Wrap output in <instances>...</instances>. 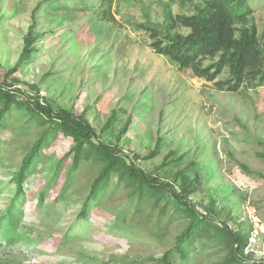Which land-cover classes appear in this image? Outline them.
I'll return each instance as SVG.
<instances>
[{
  "label": "rangeland",
  "instance_id": "1",
  "mask_svg": "<svg viewBox=\"0 0 264 264\" xmlns=\"http://www.w3.org/2000/svg\"><path fill=\"white\" fill-rule=\"evenodd\" d=\"M248 1L254 8L249 20L264 46V0ZM200 4L0 0V82L21 88L20 100L39 93L56 110L85 111L96 142L119 146L129 161L162 180L174 182L180 170L198 174V191L189 201L218 224L247 235L243 255L264 262V78L238 91L218 89L157 53L149 33L136 28L140 22L164 23L169 11L194 13ZM31 24L36 50L7 77ZM228 76L226 68L219 78ZM114 111V123L105 128ZM47 127L29 108L14 106L0 130V264H163L159 259L188 219L173 202L162 219L163 201L137 207V196L116 176L85 217L83 202L102 164L83 163L70 172L71 137L60 134L48 145L46 140L24 194L16 197V171ZM157 143L159 153L145 158ZM255 230L259 235L251 241ZM226 255L220 240H201L187 262L175 256L172 264H220Z\"/></svg>",
  "mask_w": 264,
  "mask_h": 264
},
{
  "label": "trees",
  "instance_id": "2",
  "mask_svg": "<svg viewBox=\"0 0 264 264\" xmlns=\"http://www.w3.org/2000/svg\"><path fill=\"white\" fill-rule=\"evenodd\" d=\"M188 1L201 2L194 13L175 14L169 11L164 23L147 21L136 24L137 29L149 33L154 50L170 57L182 69L191 68L198 78L214 81L218 89L238 91L246 82L264 78V46L260 42L257 25L249 20L254 13L249 1L181 0L182 3ZM42 3L44 2H39L34 8L32 14L34 18ZM33 27L31 24L24 38L20 56L15 65L6 72L7 77L27 64L36 50L33 47ZM181 27L190 31L183 33L180 31ZM205 58H212L213 61L204 64ZM226 68L229 76L224 79L219 78ZM20 92H22L21 88L0 82V130L7 114L14 106L29 108L39 116L40 122L47 124L48 127L31 147L16 171L14 176L16 197L24 194L23 186L33 170L35 161L41 156L46 140H49L48 145L62 134L71 137L74 141L70 172L83 163L102 164L83 202L81 213L85 217H89L91 204L103 196L112 177L116 176L119 184L131 190V197L137 196V207L147 201H152V206L156 207L163 201L159 214V218L162 219L168 214V205L173 202L177 211L188 219L186 227L176 237L175 245L159 259L161 263L172 264L175 256L187 262L191 254L196 251L199 241L218 239L227 249V255L220 264H264L262 261L250 260L243 255L248 243L247 235L233 231L226 223L218 224L208 215L199 216L196 206L189 201L190 195L198 191L200 184L198 174L194 177L189 176L186 169L176 173L174 182L162 180L159 176L138 167L133 161H129V155L119 146L104 141L96 142L94 137L97 136V131L86 117L85 111L75 114L68 108L56 110L45 102L44 96L39 93L35 96L27 94L25 100H20L17 95ZM116 114L114 111L105 128L111 127L117 117ZM126 131L127 127L121 132L126 133ZM159 151L160 146L157 143L154 150L144 157L152 158ZM136 157L140 158L138 155ZM166 164L167 161L164 160L162 165ZM45 195L46 192L40 193L41 202Z\"/></svg>",
  "mask_w": 264,
  "mask_h": 264
},
{
  "label": "built area",
  "instance_id": "3",
  "mask_svg": "<svg viewBox=\"0 0 264 264\" xmlns=\"http://www.w3.org/2000/svg\"><path fill=\"white\" fill-rule=\"evenodd\" d=\"M197 210H198V214L200 217H204L208 215V211L205 210L204 208L200 207V206H196ZM259 235V231L255 230V232H253L252 237H251V241H255L256 237Z\"/></svg>",
  "mask_w": 264,
  "mask_h": 264
}]
</instances>
